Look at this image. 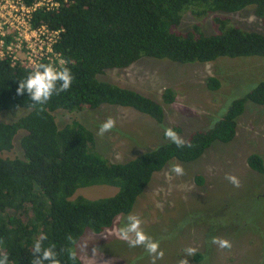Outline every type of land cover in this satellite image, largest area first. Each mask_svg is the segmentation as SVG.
I'll return each mask as SVG.
<instances>
[{
  "label": "trees",
  "instance_id": "trees-1",
  "mask_svg": "<svg viewBox=\"0 0 264 264\" xmlns=\"http://www.w3.org/2000/svg\"><path fill=\"white\" fill-rule=\"evenodd\" d=\"M58 1L59 8L39 10L34 22L62 30L55 49L65 63L56 67L71 70L74 79L67 92L54 94L40 111V106H31L27 93L17 94L19 81L35 70L0 58V114L7 109H30L14 122L0 123V151L11 150L17 132L26 131L21 139L23 157L0 155V256L7 255L8 264H31L34 242L42 236L47 237L44 247L55 246L60 264H85L79 254L71 261L66 249L77 251L86 231L101 233L119 216L129 215L155 174L171 160L191 162L215 142L232 141L248 101L264 105L263 79L226 106L213 127L193 130L186 138L191 148L180 149L166 142L126 162L110 161L98 150L89 127L78 120L60 127L54 112L119 105L162 124L165 108L160 101L102 80L99 75L109 69L128 68L145 56L184 64L213 62L221 57L264 58V32L242 28L227 18H215L217 33L207 34L198 24L184 33L174 30L189 9L203 16L252 8L264 26V0ZM208 86L216 90L221 81L210 77ZM163 97L172 103L176 93L168 88ZM248 163L264 172L261 154H250ZM92 185H111L118 191L93 199L82 195L73 198L77 190ZM69 235L75 243L67 239ZM203 254L198 252L197 258Z\"/></svg>",
  "mask_w": 264,
  "mask_h": 264
},
{
  "label": "rangeland",
  "instance_id": "rangeland-1",
  "mask_svg": "<svg viewBox=\"0 0 264 264\" xmlns=\"http://www.w3.org/2000/svg\"><path fill=\"white\" fill-rule=\"evenodd\" d=\"M227 18L233 24L264 32V26L252 8L236 13L211 12L196 16L183 12L174 28L184 33L200 25L207 34L219 32L215 18ZM217 77L221 87L208 86L210 77ZM102 80L141 91L160 101L165 108L162 124L151 116L131 107L103 105L99 109L54 112L60 127L78 120L89 127L97 139L98 150L112 162H126L138 154L169 142L164 137L166 127L174 128L185 139L195 129L215 125L230 103L250 92L264 79V58L221 57L213 62L178 63L169 59L143 57L128 68L109 69L100 74ZM175 91L172 103H166V89ZM30 109L14 108L0 114V123H11ZM108 117L116 127L103 137L98 128ZM19 130L11 150L0 151L4 157H23ZM259 153L264 158V105L248 101L238 118L235 138L227 143L215 142L200 158L191 162L171 160L157 172L139 197L131 214L138 215L143 229L160 241L164 257L157 264H264V172L250 167L248 157ZM174 163L185 173L177 176L170 171ZM235 174L241 181L236 188L225 175ZM118 188L92 185L77 190L73 198L82 195L99 198L114 195ZM127 216H119L115 224L101 233L86 231L76 246L85 264H151L143 247L130 248L117 233ZM220 236L231 241V249H219L209 240ZM197 249L195 256L182 254L186 247ZM95 250V251H94ZM204 253L201 259L197 253Z\"/></svg>",
  "mask_w": 264,
  "mask_h": 264
},
{
  "label": "clouds",
  "instance_id": "clouds-1",
  "mask_svg": "<svg viewBox=\"0 0 264 264\" xmlns=\"http://www.w3.org/2000/svg\"><path fill=\"white\" fill-rule=\"evenodd\" d=\"M73 75L68 67L57 68L52 64H41L35 71L30 72L23 80L19 81L17 88L18 95L27 93L31 106H40L39 110L43 111L45 105L51 97L67 92L73 83ZM116 127V120L113 117H108L102 122L98 128L97 135L103 137ZM164 137L177 148L192 147V144L182 137L174 128L166 127ZM170 171L177 176H182L185 173L183 166L179 163H174L170 167ZM234 187H241V181L238 176L232 173L225 175ZM143 221L136 214H129L126 217V222L119 228L118 237L127 243L130 248L143 247L146 254L151 257V264H157V261L162 260L165 253L160 247V241L153 239L142 227ZM47 239L42 236L34 242L32 249L31 264H60L57 259V253L54 251V245L49 247L43 246V240ZM67 239L75 243L73 237L69 235ZM209 243L215 245L219 249H231L232 243L229 239L220 236H213ZM95 251V250H94ZM197 249L195 247H186L182 254L187 256H195ZM68 258L71 261H76L78 252L69 247L66 249ZM8 256H0V264H8ZM180 264H188V260L180 259Z\"/></svg>",
  "mask_w": 264,
  "mask_h": 264
},
{
  "label": "built area",
  "instance_id": "built-area-1",
  "mask_svg": "<svg viewBox=\"0 0 264 264\" xmlns=\"http://www.w3.org/2000/svg\"><path fill=\"white\" fill-rule=\"evenodd\" d=\"M60 6L58 0H0V58L34 70L45 62L62 66L65 59L55 49L62 30L34 22L39 10Z\"/></svg>",
  "mask_w": 264,
  "mask_h": 264
}]
</instances>
